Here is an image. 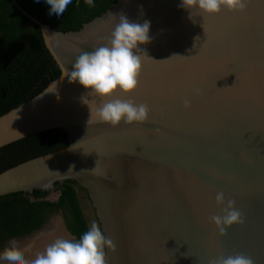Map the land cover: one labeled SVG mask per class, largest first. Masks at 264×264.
<instances>
[{
  "label": "water",
  "instance_id": "1",
  "mask_svg": "<svg viewBox=\"0 0 264 264\" xmlns=\"http://www.w3.org/2000/svg\"><path fill=\"white\" fill-rule=\"evenodd\" d=\"M11 1L39 27L59 74L0 115V147L54 128L66 132L67 145L0 171V196L74 181L114 242L107 264H210L237 254L264 264V0H248L242 13L193 9L191 18L180 0H117L67 32ZM121 13L150 21L151 42L140 46L150 58L138 53L139 87L110 99L150 111L144 124L111 127L90 116L109 98L86 96L64 70L106 44ZM218 191L244 219L223 235L210 222L222 215Z\"/></svg>",
  "mask_w": 264,
  "mask_h": 264
},
{
  "label": "trees",
  "instance_id": "2",
  "mask_svg": "<svg viewBox=\"0 0 264 264\" xmlns=\"http://www.w3.org/2000/svg\"><path fill=\"white\" fill-rule=\"evenodd\" d=\"M29 14L56 31H77L84 23L100 16L117 0H94L89 6L78 0L58 19L49 14L41 0H16ZM59 69L44 46L39 27L27 18L11 0H0V115L32 97L56 78ZM67 145V134L60 128L29 135L0 147V171L28 158ZM56 199H48L50 190L16 191L0 196V251L14 238L39 229L57 211L62 212L65 228L78 239L88 230L81 210L78 191L72 180L55 184Z\"/></svg>",
  "mask_w": 264,
  "mask_h": 264
},
{
  "label": "clouds",
  "instance_id": "3",
  "mask_svg": "<svg viewBox=\"0 0 264 264\" xmlns=\"http://www.w3.org/2000/svg\"><path fill=\"white\" fill-rule=\"evenodd\" d=\"M36 2L39 3L41 0ZM43 2L48 5L49 14L58 19L70 8L75 7L78 0H43ZM85 2L89 6H94V0H85ZM247 5L248 0H180L178 7L188 11L191 18L193 9L208 16L218 14L222 9L242 13L247 9ZM111 15L114 18L117 16ZM118 17V22L115 23L106 44L92 51L80 53L72 64L71 71L64 70V76L68 77L70 83H78L87 90L86 96L109 98L108 102L91 110L90 116L111 127H117L121 123L144 124L148 122L150 111L147 104H137L131 99H110L117 92L128 95L137 88L143 64V59L138 53L146 54L140 46L151 42L150 21L134 22L123 13ZM190 105L189 100L183 101L186 109ZM225 200V193L218 191L215 201L217 206H223L222 215L210 217V222L222 235L225 234L227 227L244 223L242 213L235 208V201L228 199L225 205ZM114 247V242L104 235L97 224L93 223L78 239H57L31 264H107L106 249ZM0 261L6 264H28L14 244L0 255ZM210 264H254V262L249 257L237 254L214 259Z\"/></svg>",
  "mask_w": 264,
  "mask_h": 264
},
{
  "label": "bare ground",
  "instance_id": "4",
  "mask_svg": "<svg viewBox=\"0 0 264 264\" xmlns=\"http://www.w3.org/2000/svg\"><path fill=\"white\" fill-rule=\"evenodd\" d=\"M49 224V223H48ZM47 224V225H48ZM59 227V228H57ZM60 229V230H59ZM63 234L61 232V226L58 220H54L49 224V228L44 230L41 233H37L34 237H30L27 239H24L22 241L15 242V246L17 244H25L30 247L29 252L22 253L21 255L23 258L28 262V264H31L33 260L36 259L38 255L43 253L45 249L53 242H55L57 239L63 238ZM13 246V245H12ZM35 246H37V250H32ZM41 248V249H39ZM39 249V250H38ZM41 250V252H39ZM0 264H6V262L0 261Z\"/></svg>",
  "mask_w": 264,
  "mask_h": 264
},
{
  "label": "rangeland",
  "instance_id": "5",
  "mask_svg": "<svg viewBox=\"0 0 264 264\" xmlns=\"http://www.w3.org/2000/svg\"><path fill=\"white\" fill-rule=\"evenodd\" d=\"M57 195H58V191L54 188V189H52V190L49 191V196H48V198L51 199V200H54V199H56ZM83 195H84V194H83ZM81 203L83 204V206H84L85 209H86V213H87L88 219H89L92 223H95V220H94V216H93L92 210L90 209V205H89L88 200H87V198L85 197V195H84V197L81 196ZM55 215H58V214H53V215H51L47 220H50V219H51L52 222H53L54 220H58V222L60 223V226H61V231L65 234L66 239H73L72 237H70V235H68V234L66 233V231H65V229H64V224L61 223V221H60V219H62V218L59 219L58 216H55ZM53 217H54V218H53ZM44 230H45V228H44L43 230H41L39 233L43 232ZM10 242H11V241H9V244H11ZM7 244H8V243H7ZM13 244H15V243L12 242V245H13ZM4 248H5V247H4ZM4 248H3V249H4Z\"/></svg>",
  "mask_w": 264,
  "mask_h": 264
},
{
  "label": "flooded vegetation",
  "instance_id": "6",
  "mask_svg": "<svg viewBox=\"0 0 264 264\" xmlns=\"http://www.w3.org/2000/svg\"><path fill=\"white\" fill-rule=\"evenodd\" d=\"M78 194H79V201H80V206H81V210L83 211V214H84V216H85V218H86V221H87V225H88V229L92 226V222L88 219V216H87V213H86V209H85V207L83 206V204L81 203V196L82 197H84V195H85V197L87 198V196H86V194H85V192L84 191H78ZM84 194V195H83ZM49 196V195H48ZM48 198V197H47ZM49 199V198H48ZM51 200V199H50ZM87 200H88V198H87ZM88 203H89V201H88ZM90 205V204H89ZM90 209L92 210V213H93V216H94V220H95V224H97L98 225V222H97V220H96V217H95V214H94V212H93V209L91 208V205H90ZM53 214H60L61 215V217H62V212L59 210V211H57L56 213H53ZM52 214V215H53ZM63 219V218H62ZM64 223V222H63ZM99 227V226H98ZM57 228H59V227H57ZM60 230V229H59ZM65 230H66V233L68 234V235H70V237H72L73 239H76L75 238V236H73L66 228H65ZM62 232V231H61ZM62 234L64 235L63 236V238H66V236H65V234L62 232ZM15 239V238H14ZM13 240V239H12ZM16 247L18 248V250L20 251V252H22V253H25V252H29V249H30V247L28 246V245H25V244H22V243H20V244H17L16 245ZM37 246H35L32 250L34 251V250H37ZM39 249H41V248H39ZM38 249V250H39ZM39 252H41V250L39 251ZM21 253V254H22Z\"/></svg>",
  "mask_w": 264,
  "mask_h": 264
},
{
  "label": "snow or ice",
  "instance_id": "7",
  "mask_svg": "<svg viewBox=\"0 0 264 264\" xmlns=\"http://www.w3.org/2000/svg\"><path fill=\"white\" fill-rule=\"evenodd\" d=\"M137 87H139V83H138V86Z\"/></svg>",
  "mask_w": 264,
  "mask_h": 264
}]
</instances>
